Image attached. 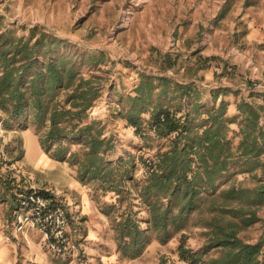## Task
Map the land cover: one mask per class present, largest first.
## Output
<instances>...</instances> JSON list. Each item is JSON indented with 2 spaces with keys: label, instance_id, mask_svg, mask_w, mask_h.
I'll use <instances>...</instances> for the list:
<instances>
[{
  "label": "rangeland",
  "instance_id": "1",
  "mask_svg": "<svg viewBox=\"0 0 264 264\" xmlns=\"http://www.w3.org/2000/svg\"><path fill=\"white\" fill-rule=\"evenodd\" d=\"M35 27L65 40L67 44L60 49L67 53L104 54L99 67L84 69L87 76L102 77V97L90 118L102 121L105 136L116 142L107 158L132 161L139 181L145 180L148 160H155L171 142L151 130L149 114L143 115L141 133L121 114L128 109L124 100L134 96L141 84V75L167 77L173 81L170 89L176 83L194 82L202 102L209 105L220 91L218 103H229L231 117L238 114L237 103L242 100L264 105V0H0L1 31L12 29L16 36H28ZM24 123L23 119L10 122L0 110V228L15 232L10 206L16 203L17 194L37 188L61 197L58 206L70 215L71 240L77 247L74 257H55L42 244V237H29L25 264H189L180 258V246L194 252L202 248L207 229L194 219L165 243L152 238L140 257H124L118 252L114 225L102 213L106 204L118 205L119 197L105 195L98 184H90L86 189L91 206L104 220L98 214L78 212L76 208L83 209V205L71 191L72 181L78 179L76 169L52 159L42 149L35 128L23 130ZM232 129L237 131L238 125L233 124ZM237 180L244 187L256 185L248 174ZM131 193L136 195L137 190L131 188ZM68 197L75 198L76 204L66 201ZM138 210V217L146 221L145 208H134ZM258 216L260 222L239 234L248 244L264 238V205ZM39 254L43 260H38ZM205 261L210 264V258Z\"/></svg>",
  "mask_w": 264,
  "mask_h": 264
},
{
  "label": "trees",
  "instance_id": "2",
  "mask_svg": "<svg viewBox=\"0 0 264 264\" xmlns=\"http://www.w3.org/2000/svg\"><path fill=\"white\" fill-rule=\"evenodd\" d=\"M66 44L39 27L28 36L0 30V110L10 122L25 120L23 130L35 128L42 149L75 168L84 186L98 184L103 194L119 197L118 205L102 207L114 225L118 252L136 259L152 238L165 243L195 219L207 229V239L198 252L182 244V260L206 264L208 257L210 264H264V238L248 244L239 237L242 230L261 221L264 105L242 100L237 103L238 114L231 117L229 103H218L220 91L209 105L202 102L194 82L176 83L170 89L173 81L167 77L141 75V84L134 96L124 100L128 109L121 114L137 133L142 131L143 115L149 114L151 130L171 142L150 160L145 180L139 181L132 161L107 158L116 142L105 136L102 121L90 118L102 97V77L87 76L84 69L99 67L104 54L67 53L60 49ZM246 174L256 182L254 187L238 182L237 176ZM30 191L16 195L10 206L13 217L21 197ZM55 197L51 198L58 206L61 197ZM135 207L145 208L146 221Z\"/></svg>",
  "mask_w": 264,
  "mask_h": 264
},
{
  "label": "built area",
  "instance_id": "3",
  "mask_svg": "<svg viewBox=\"0 0 264 264\" xmlns=\"http://www.w3.org/2000/svg\"><path fill=\"white\" fill-rule=\"evenodd\" d=\"M51 197L48 191L37 188L23 195L13 217L15 232L37 231L50 254L74 257L77 247L71 240L70 215L64 208L54 205Z\"/></svg>",
  "mask_w": 264,
  "mask_h": 264
},
{
  "label": "crops",
  "instance_id": "4",
  "mask_svg": "<svg viewBox=\"0 0 264 264\" xmlns=\"http://www.w3.org/2000/svg\"><path fill=\"white\" fill-rule=\"evenodd\" d=\"M71 184V191L74 192L73 197H77L76 199L80 201L83 205V209L76 208V210H78V212H82L83 215L91 213L92 215L96 216L98 214L100 220H104L101 217L102 214L99 212V210H95V208L91 206V198L86 189L87 186H84L78 179H74ZM65 199L66 201L69 200L71 204H76L74 202L75 198L68 197ZM85 206H88V209H86ZM90 229L92 230V228ZM90 233L92 234L93 230L90 231ZM29 237L40 239L42 236L37 231H30L28 233L20 234L17 232L15 233L14 231L9 232L5 227L0 228V264H17L19 260L22 262L23 258H25V264V262H27L28 260L27 245H29L30 242ZM42 244H44L45 247L44 241L42 242ZM36 249L39 250V248ZM36 249L35 251H37ZM38 256V260L44 259L41 254H39Z\"/></svg>",
  "mask_w": 264,
  "mask_h": 264
}]
</instances>
